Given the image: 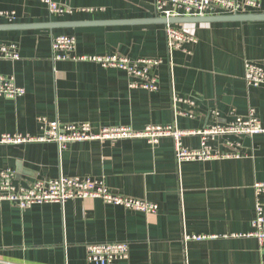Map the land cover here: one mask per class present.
Masks as SVG:
<instances>
[{
	"label": "crops",
	"instance_id": "1",
	"mask_svg": "<svg viewBox=\"0 0 264 264\" xmlns=\"http://www.w3.org/2000/svg\"><path fill=\"white\" fill-rule=\"evenodd\" d=\"M70 10L49 12L41 0H0V46L14 45L18 60L0 59V75L25 94L0 98V137H39L42 123L88 124L93 131L149 126L201 132L250 114L264 129V83L245 81V64L264 69V22L174 25L194 41L168 51L165 25H98L155 19L153 0H51ZM264 13V0L259 12ZM70 36L77 59L56 60L52 41ZM119 55L152 59L155 92L132 88L136 79L82 57ZM183 146L195 150L201 137ZM214 151L233 158L178 165L174 143L144 139L0 143V173L16 187L59 177L101 181L117 195L157 206V213L126 210L101 199H70L22 210L0 202V264H92L91 244L124 243L113 264H264V244L252 235L256 206L264 213V133L216 137ZM204 237L201 240L191 237ZM186 237H189L187 239Z\"/></svg>",
	"mask_w": 264,
	"mask_h": 264
},
{
	"label": "built area",
	"instance_id": "2",
	"mask_svg": "<svg viewBox=\"0 0 264 264\" xmlns=\"http://www.w3.org/2000/svg\"><path fill=\"white\" fill-rule=\"evenodd\" d=\"M44 2L50 13L60 15L70 13L69 9L58 6L51 0ZM156 18H200L224 15H246L259 12L262 0H153ZM0 16H8L0 12ZM165 28L166 46L168 51L184 50V46L194 40L182 29L167 24ZM75 46V39L70 36H57L52 41V52L56 60L77 59L70 56ZM0 59L18 60L19 55L14 45L0 46ZM81 60H91L103 68H117L125 71L130 77L136 79L132 88H138L149 92L158 89L157 78L153 70L159 66L161 60L137 59L130 60L119 55L82 57ZM245 81L251 87H258L264 83V69L252 64H245ZM25 90L16 85L13 77L0 75V98L15 100L22 97ZM42 123L43 133L39 137H23L3 135L0 143L21 144L29 142H53L60 149L74 142L91 141H117L122 139H144L150 145H157L162 138H171L174 143L175 159L178 165L185 162H203L213 159L233 158V154H221L214 151L210 145L216 137H254L264 133L260 122L250 114L247 118H236L233 121L215 125L205 130L194 133L179 130L175 127L149 126L142 131H134L126 127H104L98 131L84 123L79 125H59L57 123ZM190 134H198L201 137L200 147L190 150L183 146V137ZM12 172L0 173V202H9L22 210L34 205L47 203L64 204L70 199H101L104 203L123 207L126 210L137 211L147 215L157 213V206L145 201L132 199L110 192L107 187L98 180L68 179L59 177L51 181H34L28 187H16L12 183ZM254 193L258 199L264 195V182L255 183ZM253 233L258 241L264 244V213L260 203L256 206V216L252 223ZM189 239V237H186ZM204 237H191L201 240ZM87 260L92 264H113L116 261L125 260L129 255V247L124 243L91 244L86 248Z\"/></svg>",
	"mask_w": 264,
	"mask_h": 264
},
{
	"label": "water",
	"instance_id": "3",
	"mask_svg": "<svg viewBox=\"0 0 264 264\" xmlns=\"http://www.w3.org/2000/svg\"><path fill=\"white\" fill-rule=\"evenodd\" d=\"M245 23V22H264V13L259 14H246V15H224L200 18H170L162 19L155 18L150 20L141 21H116V22H100L98 25H127V24H162V25H185V24H199V23Z\"/></svg>",
	"mask_w": 264,
	"mask_h": 264
}]
</instances>
